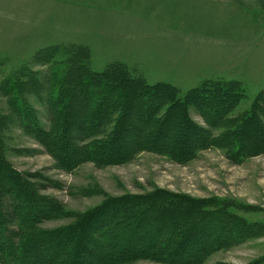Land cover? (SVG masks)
<instances>
[{
    "label": "trees",
    "instance_id": "16d2710c",
    "mask_svg": "<svg viewBox=\"0 0 264 264\" xmlns=\"http://www.w3.org/2000/svg\"><path fill=\"white\" fill-rule=\"evenodd\" d=\"M69 49L62 60L57 47L32 59L34 66L65 64L60 75L26 67L0 85V264H204L218 251L264 236V226L218 201L165 190L111 198L75 215L69 226L40 230L42 222L68 214L6 161L14 126L67 172L86 163L122 166L141 153L181 165L211 149L226 151L233 162L264 155V92L250 111L236 114L245 98L238 82H207L182 97L176 88L149 85L120 64L94 72L85 47ZM30 96L46 105L47 127L28 105ZM190 108L205 128L191 119Z\"/></svg>",
    "mask_w": 264,
    "mask_h": 264
},
{
    "label": "rangeland",
    "instance_id": "374dc122",
    "mask_svg": "<svg viewBox=\"0 0 264 264\" xmlns=\"http://www.w3.org/2000/svg\"><path fill=\"white\" fill-rule=\"evenodd\" d=\"M196 1L185 0L188 7H194ZM182 2H77L90 10L87 31L76 33L73 42L46 48H59L61 56L57 59L62 60L63 52L67 53L70 47H85L92 71L102 72L120 64L149 85L176 88L182 97L207 82H238L245 98L235 113L250 111L257 96L264 92V0H202L207 9L198 5L187 10L186 15L178 6ZM216 8L219 12H215ZM227 9L229 14H235L226 17L223 13ZM14 29L0 20V41L17 38ZM201 34L210 41L197 40ZM25 42L7 41L0 47V85L13 81L26 67L41 73L54 69L58 75L66 69L63 63L54 68L32 65L39 50L32 54V50L24 47ZM26 100L47 127L49 114L44 102L33 96ZM2 101L4 105L6 99ZM189 114L196 124L206 127L194 108H190ZM6 142L5 157L12 169L29 176L38 185L41 196L58 201L68 214L42 222L38 227L43 231L69 226L75 222V215L90 212L108 199L155 190L200 201L215 200L247 222L264 226V155L233 162L226 151L211 149L199 152L196 159L181 165L167 157L141 153L122 166L99 168L86 163L67 172L17 126L11 129ZM204 264H264V236L218 251Z\"/></svg>",
    "mask_w": 264,
    "mask_h": 264
},
{
    "label": "crops",
    "instance_id": "0c3cea01",
    "mask_svg": "<svg viewBox=\"0 0 264 264\" xmlns=\"http://www.w3.org/2000/svg\"><path fill=\"white\" fill-rule=\"evenodd\" d=\"M86 1L87 0H0V20H2L3 24L5 23L6 27L8 25L15 27L14 36H17V38L12 40L9 38L6 39L10 42L19 43L27 41L24 47L32 50V54L50 45L73 42L77 36L76 33H85L87 27L90 26V10L87 9L88 7L82 8L76 4L77 2L81 3ZM201 1L202 0H197L194 7H188L185 0H183V4L178 6L186 15L188 14L186 12L187 10L194 9L195 7L198 8V5H201L199 7L205 6L204 9H207L206 7L208 6L205 5L206 3ZM232 10L236 12L234 11L235 9ZM227 11V13H223L226 17L232 15L229 14L228 9ZM215 12H219L218 8H216ZM218 14L220 17V13ZM218 14L216 15L217 17ZM223 14H221V16ZM234 14L235 13H233V15ZM185 15L183 14V16ZM197 36V40L199 39V41H210L209 37L204 38L202 34ZM6 39L0 41V47L5 46L3 42L7 43V41L5 42ZM1 50L8 51L4 48Z\"/></svg>",
    "mask_w": 264,
    "mask_h": 264
}]
</instances>
